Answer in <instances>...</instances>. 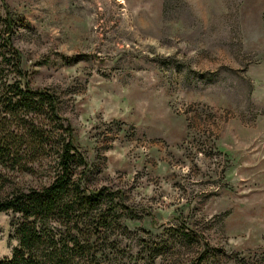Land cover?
Masks as SVG:
<instances>
[{"label":"rangeland","instance_id":"rangeland-1","mask_svg":"<svg viewBox=\"0 0 264 264\" xmlns=\"http://www.w3.org/2000/svg\"><path fill=\"white\" fill-rule=\"evenodd\" d=\"M4 10L30 88L60 102L85 184L122 193L130 239L173 244L152 264H264V0H0ZM51 167L0 178L39 188ZM17 221L0 213V258ZM182 235L194 241L170 238Z\"/></svg>","mask_w":264,"mask_h":264},{"label":"trees","instance_id":"trees-1","mask_svg":"<svg viewBox=\"0 0 264 264\" xmlns=\"http://www.w3.org/2000/svg\"><path fill=\"white\" fill-rule=\"evenodd\" d=\"M13 21L0 18V173H32L49 160L52 177L39 188L10 187L0 178V213L18 216L17 242L0 264H152L167 246L137 237L122 193L90 189L83 181L87 161L75 145L60 102L47 89H32L14 47ZM172 231V229H170ZM191 235L176 238L191 243ZM170 244V245H169Z\"/></svg>","mask_w":264,"mask_h":264}]
</instances>
